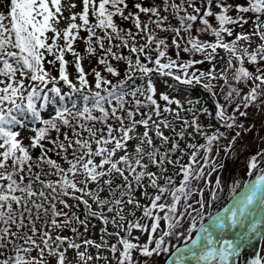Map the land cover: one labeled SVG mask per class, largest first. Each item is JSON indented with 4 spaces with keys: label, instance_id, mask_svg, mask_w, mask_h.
<instances>
[{
    "label": "snow or ice",
    "instance_id": "1",
    "mask_svg": "<svg viewBox=\"0 0 264 264\" xmlns=\"http://www.w3.org/2000/svg\"><path fill=\"white\" fill-rule=\"evenodd\" d=\"M81 2L75 12L71 0H7L0 11V264H233L264 240V172L239 195L233 184L232 204L204 221L246 138L249 171L264 160V0ZM154 76L203 89L211 107L164 92L161 106ZM72 94L82 105L63 104ZM50 104L60 106L44 118ZM18 114L34 122L28 144ZM229 228L241 231L225 238ZM173 238L186 246L172 251Z\"/></svg>",
    "mask_w": 264,
    "mask_h": 264
},
{
    "label": "rangeland",
    "instance_id": "2",
    "mask_svg": "<svg viewBox=\"0 0 264 264\" xmlns=\"http://www.w3.org/2000/svg\"><path fill=\"white\" fill-rule=\"evenodd\" d=\"M71 2H74L77 7L75 9H73V11L75 12H80L82 10V2L81 0H71ZM1 6V4H0ZM65 16H68L69 13L67 11H65L64 13ZM65 21H61V27L65 26ZM175 23V21H174ZM247 27V26H246ZM237 31H239V29H237ZM193 34L195 35V32H193ZM50 35V34H49ZM81 35H85V33H81ZM162 36L164 35H168L167 33H161ZM203 39L206 40H210L212 39V37L210 36H203ZM169 43H170V38H169ZM82 42L78 41L77 42V50L81 49ZM221 55H224L223 52L220 53ZM155 55V53H153V56ZM169 55L173 56V58H175V54L174 51L172 49L169 50ZM69 58H71L72 56L69 54L67 55ZM181 57L183 60H187L189 59V56L187 54H184L183 52L181 53ZM49 59H51V57H49ZM196 59H200V56L197 55ZM116 63V62H115ZM197 67H201L202 70L206 69L208 67V64H205L203 66H197ZM119 68L121 70V73H123L124 71V65L123 63L119 64ZM69 72L74 74V68L73 66L70 64L69 65ZM53 74H56L55 72H53ZM89 79L91 80L92 78L89 77ZM154 79L156 80L155 84H156V88H157V98L159 99V93L164 92L167 93L170 97H174L177 98L179 100H181L182 103L186 102V98L189 97L187 91H181L179 90L181 86H178L177 88L174 87H169V82L170 79L168 77H159V76H154ZM165 80H167V83H165ZM63 90L66 89L65 86L61 85ZM159 103L161 105H164L163 101H159ZM173 108H175V105H172ZM52 109L50 107L46 108V110L43 112L44 118H47V113L51 112ZM250 111H254L252 109H250ZM259 123V121H258ZM33 126V124L29 125L28 127H17L15 130L20 131L21 133V137L24 138V143L28 142V137H30L32 135L31 132V127ZM141 131H143V129H140ZM264 134V133H262ZM248 141L247 144V150L243 151V154L240 156L239 160H228L227 161V168L226 170L222 173L221 178L223 181V191L220 192L219 195V199L216 200L215 202H213L212 207L211 208H206V217L207 214L209 212H211V210H214V208L218 207L220 204L219 200L223 197H227L229 194L232 193V188H233V184H237L239 185V187H237V190L242 186V183L245 179L248 178V174L251 172H255V174L260 175L263 171H264V160L259 161L257 168H259V170L255 171V170H251V171H247V166H246V162L248 159H250L249 156V150L251 151V153H255L256 152V145L253 142L251 137L246 138ZM221 156H223V153H221ZM213 181L215 180V176L212 177ZM215 208V210H217ZM187 227V225H185ZM99 226L96 225L95 228H90L89 231V237L95 240H99ZM240 229H227L225 230L227 235L225 237L232 239L234 238V235L239 231ZM134 235H140V233L135 232ZM233 235V237H232ZM230 236V237H228ZM147 239L146 235L141 237V243H143L145 240ZM258 239V242L262 241L263 245H261V247L259 245H257V249L255 246V241ZM183 240V238L177 240L175 238H173L172 240V245L174 246V244L180 243V241ZM182 242V241H181ZM245 248V249H244ZM244 249V250H243ZM256 249V250H255ZM243 250V251H242ZM92 251H95L94 249ZM260 252L262 255H264V240H260L259 238H256L252 241V243L250 244H246L242 249H241V254L239 257L234 258L233 259V264H248V262L254 258V254ZM33 255H35V253H33ZM102 261L99 262V264H101ZM196 262V260H192V263ZM104 263V262H103ZM191 264V261H190ZM201 264H203V262H201ZM215 264V262H214Z\"/></svg>",
    "mask_w": 264,
    "mask_h": 264
},
{
    "label": "trees",
    "instance_id": "3",
    "mask_svg": "<svg viewBox=\"0 0 264 264\" xmlns=\"http://www.w3.org/2000/svg\"><path fill=\"white\" fill-rule=\"evenodd\" d=\"M7 3V0H3V2L2 3H0L1 4V6H0V11H4V12H6L7 11V9L4 7V5ZM119 22V21H118ZM123 26H125V27H128V25L127 24H124ZM83 48H84V45L82 44V48L81 49H79L78 51H81L82 53H83ZM66 59H68L69 61H71L72 59H73V57H71V58H69L68 56H66ZM91 59V63H89V60H85L84 61V66H85V68H86V70H89L90 68H92V67H97V64H96V59L93 57V58H90ZM114 64H115V62H113ZM105 75H107L106 73H105ZM122 76H123V73H121V78H122ZM110 79H112L113 80V82L115 83L116 82V78H114V77H109ZM153 79H154V77H153ZM170 79V82H169V84L170 85H174V88H177L179 85H176L175 84V82L173 81V80H171V78H169ZM156 82V80L154 79V83ZM136 83L137 84H140V83H142V81L141 80H137L136 81ZM66 87V86H65ZM64 92H67L68 91V89H67V87H66V89L65 90H63ZM188 93H189V98H191V99H199L205 106H209V107H211V100H210V98H209V95L203 90V89H194V90H189L188 91ZM49 96L52 98V99H58V97H55V95L54 94H52V93H49ZM158 99V98H157ZM43 101H38V104L39 103H42ZM73 102H76L77 104H78V106L79 105H82V103H83V101H82V99H81V97H80V95L79 94H72L71 96H66L65 97V100L63 101V104L64 105H66V106H68V107H71V104L73 103ZM158 102H159V99H158ZM60 105L59 104H50V108L53 110L54 108H56V107H59ZM161 106H163V105H161ZM47 108V107H46ZM48 118V117H47ZM139 118V117H138ZM18 119H21L22 121H23V123H24V127H26V126H28V125H30L31 123H34L33 121H32V119H31V117H30V114L27 116V117H25V116H21V115H19L18 114ZM201 119H203V117H201ZM36 126H39V124L38 123H36ZM166 134H168L167 132H166ZM32 135H33V133H32ZM31 135V136H32ZM53 136H55V133H53L52 134ZM29 142V141H28ZM28 142H26L25 144H28ZM202 142V141H201ZM39 154V149H36L34 152H33V155L34 156H36V155H38ZM53 158L54 159H58V157H55V156H53ZM186 159V158H185ZM151 191V190H150ZM232 195V193L231 194H229L227 197L225 196V197H223V198H221L220 200H219V203L218 204H220L216 209H218L219 207H221L222 205H224V203L230 198V196ZM69 203L70 204H72V203H74V201H71V200H69ZM215 208H214V210H211V212H209V213H212V212H214L215 211ZM208 213V214H209ZM140 215V213L139 212H137V216H139ZM92 223L93 224H95V225H98L99 227H101V225L99 224V222H97L96 220H93L92 221ZM109 230H112V227H111V225H109ZM135 233V232H134ZM133 233V234H134ZM139 233V232H138ZM64 235H70V233L69 232H65L64 233ZM181 241H185L184 239L183 240H181ZM109 242L111 243V242H115V237H111V238H109ZM106 255H109L110 256V253H108V252H106Z\"/></svg>",
    "mask_w": 264,
    "mask_h": 264
},
{
    "label": "water",
    "instance_id": "4",
    "mask_svg": "<svg viewBox=\"0 0 264 264\" xmlns=\"http://www.w3.org/2000/svg\"><path fill=\"white\" fill-rule=\"evenodd\" d=\"M247 183H248V181L245 182V184H247ZM249 183H250V182H249ZM245 184H244V185H245ZM243 190H244V187L241 189L240 192H242ZM240 192H238L237 195H239ZM232 199H233V198H232ZM231 202H233V201H231ZM231 202H230L226 207H228V206L231 204ZM222 211H223V210H222ZM222 211H221V212H222Z\"/></svg>",
    "mask_w": 264,
    "mask_h": 264
},
{
    "label": "bare ground",
    "instance_id": "5",
    "mask_svg": "<svg viewBox=\"0 0 264 264\" xmlns=\"http://www.w3.org/2000/svg\"><path fill=\"white\" fill-rule=\"evenodd\" d=\"M251 177H252V175H251ZM253 179H254V178H253ZM228 237H230V236H228ZM232 237H233V235H232ZM225 238H227V237H225ZM188 264H190V262H189ZM191 264H196V262H193V263H192V260H191Z\"/></svg>",
    "mask_w": 264,
    "mask_h": 264
}]
</instances>
